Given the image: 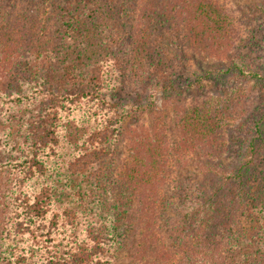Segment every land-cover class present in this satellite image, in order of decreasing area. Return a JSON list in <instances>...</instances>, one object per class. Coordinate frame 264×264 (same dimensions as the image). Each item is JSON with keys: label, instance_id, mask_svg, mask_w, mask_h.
Here are the masks:
<instances>
[{"label": "trees", "instance_id": "1", "mask_svg": "<svg viewBox=\"0 0 264 264\" xmlns=\"http://www.w3.org/2000/svg\"><path fill=\"white\" fill-rule=\"evenodd\" d=\"M108 10L136 32L111 67L86 45ZM238 31L218 0H0V264H264V72L235 63L259 90L218 83L192 107L183 81ZM156 90L183 113L173 135Z\"/></svg>", "mask_w": 264, "mask_h": 264}, {"label": "rangeland", "instance_id": "2", "mask_svg": "<svg viewBox=\"0 0 264 264\" xmlns=\"http://www.w3.org/2000/svg\"><path fill=\"white\" fill-rule=\"evenodd\" d=\"M27 1V0H25ZM225 8L229 17L235 21L239 32V40L232 48L231 57L223 56L222 58L210 59L209 61H203L200 57H194L190 60L191 71L188 72L183 81L190 87L187 100L188 107L201 99L204 92L211 91V94L217 95L219 93L217 84L221 83V89L227 90L229 93L242 94L245 89H251L252 92L259 90V85L254 82H246L245 76L236 69H231L236 63L244 62L246 67L252 71L264 72V0H218ZM14 0H12L13 4ZM22 5L21 3H18ZM112 11L111 16L105 15L102 11L101 15L97 14V19L89 24H92V29L95 32V36L87 45V51L89 59L99 60L106 67H111L112 63L116 65V60L120 62L125 59L123 52H126L130 48L131 41L133 40V30L131 24L126 21L125 13L118 10ZM139 15V9L136 10ZM120 17V18H118ZM95 22V23H94ZM171 42V39L168 40ZM173 46V45H172ZM123 48V49H122ZM94 56V57H93ZM242 60V61H241ZM201 78L202 85L198 80ZM132 87L123 85L116 98L121 104L127 102L138 101V96H142V90L135 82L130 84ZM203 89V90H202ZM155 109H163L164 116L166 117L168 132L170 135L176 133L177 119L183 114L181 110H174L169 105L165 107L163 99L161 98V91L156 90V96L154 98ZM7 120L9 121L8 117ZM138 119L131 116L126 121L125 135L122 138V143L118 147L116 156L108 158L107 162L112 163V172L104 175L103 186H108L107 183L110 179L111 182L117 175L120 169V159L127 155L129 150L127 137L132 133L136 127ZM155 119L150 116L144 115L142 122L146 125V128L152 125ZM241 122V121H240ZM239 122V123H240ZM238 123V124H239ZM7 125L9 124L6 123ZM176 135V134H175ZM173 142V141H172ZM70 153V151H67ZM64 152V154H68ZM68 158V157H66ZM63 169V168H62ZM66 187V186H65ZM95 187V185H94ZM93 192H96L97 188L92 186L89 188ZM100 189V188H98ZM101 191H103L101 189ZM262 226L264 223H262ZM247 225L254 227V232H259L260 228L256 224L247 222ZM263 230V227H262ZM119 264H135L131 250H126L124 256Z\"/></svg>", "mask_w": 264, "mask_h": 264}]
</instances>
